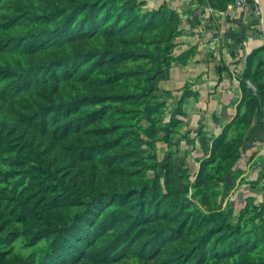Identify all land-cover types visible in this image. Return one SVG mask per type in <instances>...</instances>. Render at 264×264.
<instances>
[{
	"label": "rangeland",
	"instance_id": "obj_1",
	"mask_svg": "<svg viewBox=\"0 0 264 264\" xmlns=\"http://www.w3.org/2000/svg\"><path fill=\"white\" fill-rule=\"evenodd\" d=\"M167 11L0 0V264H264V90L206 144Z\"/></svg>",
	"mask_w": 264,
	"mask_h": 264
},
{
	"label": "crops",
	"instance_id": "obj_2",
	"mask_svg": "<svg viewBox=\"0 0 264 264\" xmlns=\"http://www.w3.org/2000/svg\"><path fill=\"white\" fill-rule=\"evenodd\" d=\"M149 1L163 5L181 23L166 87L178 98L187 84L183 111L195 124H204L206 144L214 143L241 113L243 90L263 80L257 66L264 52L262 19L252 3L240 8L231 0Z\"/></svg>",
	"mask_w": 264,
	"mask_h": 264
},
{
	"label": "trees",
	"instance_id": "obj_3",
	"mask_svg": "<svg viewBox=\"0 0 264 264\" xmlns=\"http://www.w3.org/2000/svg\"><path fill=\"white\" fill-rule=\"evenodd\" d=\"M162 8H163V10H166L167 8H165L163 5H162ZM167 12H170V11H167ZM171 13V12H170ZM172 14V13H171ZM263 60L262 59H260L259 61H258V73H260L261 72V69H262V67L261 66H263ZM244 77L242 78V81H241V84L242 85H244ZM257 82H259V83H257L256 84V89H258V88H262L263 90H264V82L263 81H257ZM20 83H18V84H15L14 86H9L7 89H5V87L3 86V85H0V94H14L15 93V91H17V90H19L20 88ZM17 89V90H16ZM258 97V100L259 99H263V98H260L259 96H257ZM53 100V99H52ZM85 99H76L75 100V107H79V106H81V104H84L85 102H83ZM261 100H259V101H261ZM51 106V108L50 109H46L45 110V112L49 115L50 114V120H47L45 123L46 124H48V122H50L51 120H53V119H55L57 116H56V114H57V111L59 110L57 107H53L52 105H50ZM43 113H44V111H43ZM46 113H44V115L46 116L47 114ZM38 121H40V120H38ZM42 122H43V120H42ZM44 126H46V125H44ZM45 128V127H44ZM94 147H101V146H97V145H95ZM93 148V147H92ZM92 148L91 147H89L88 149H86L85 150V152H88V154H91V152H92ZM90 152V153H89Z\"/></svg>",
	"mask_w": 264,
	"mask_h": 264
},
{
	"label": "built area",
	"instance_id": "obj_4",
	"mask_svg": "<svg viewBox=\"0 0 264 264\" xmlns=\"http://www.w3.org/2000/svg\"><path fill=\"white\" fill-rule=\"evenodd\" d=\"M251 1H252V0H231V3H232L234 6H236V7H240V8H242V7H245L246 5L252 3ZM252 4H253V3H252ZM253 7H254V5H253ZM254 8H255V7H254ZM255 11H256L257 13H259V11L256 10V8H255Z\"/></svg>",
	"mask_w": 264,
	"mask_h": 264
},
{
	"label": "water",
	"instance_id": "obj_5",
	"mask_svg": "<svg viewBox=\"0 0 264 264\" xmlns=\"http://www.w3.org/2000/svg\"><path fill=\"white\" fill-rule=\"evenodd\" d=\"M259 5L261 7V13H262V29L264 31V0L260 1L258 0Z\"/></svg>",
	"mask_w": 264,
	"mask_h": 264
},
{
	"label": "bare ground",
	"instance_id": "obj_6",
	"mask_svg": "<svg viewBox=\"0 0 264 264\" xmlns=\"http://www.w3.org/2000/svg\"><path fill=\"white\" fill-rule=\"evenodd\" d=\"M260 1H262V0H260Z\"/></svg>",
	"mask_w": 264,
	"mask_h": 264
}]
</instances>
